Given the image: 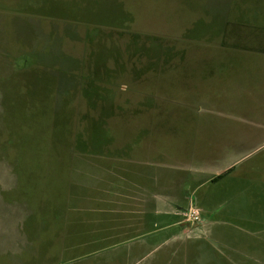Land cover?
I'll return each mask as SVG.
<instances>
[{
    "label": "rangeland",
    "instance_id": "rangeland-1",
    "mask_svg": "<svg viewBox=\"0 0 264 264\" xmlns=\"http://www.w3.org/2000/svg\"><path fill=\"white\" fill-rule=\"evenodd\" d=\"M24 1L0 0V171L14 195L54 178L90 203L102 163L153 152L202 179L214 235L190 264H264V43L243 25L264 24L245 14L264 0H59L53 79L15 45L35 34Z\"/></svg>",
    "mask_w": 264,
    "mask_h": 264
},
{
    "label": "crops",
    "instance_id": "crops-1",
    "mask_svg": "<svg viewBox=\"0 0 264 264\" xmlns=\"http://www.w3.org/2000/svg\"><path fill=\"white\" fill-rule=\"evenodd\" d=\"M60 1L25 0L26 29L35 34L15 44L52 79L59 70L54 12ZM255 9L245 14L264 16V9ZM251 20L243 23L246 37L264 43V24ZM250 29L261 34L250 36ZM139 153L134 162L122 156L102 163L101 192L84 204L73 200L69 185L63 193L54 178L34 195L17 197L12 170L0 171V264H190L198 242L213 241L215 227L205 216L194 224L186 219L190 208L208 203L199 194L200 174L177 160Z\"/></svg>",
    "mask_w": 264,
    "mask_h": 264
},
{
    "label": "built area",
    "instance_id": "built-area-1",
    "mask_svg": "<svg viewBox=\"0 0 264 264\" xmlns=\"http://www.w3.org/2000/svg\"><path fill=\"white\" fill-rule=\"evenodd\" d=\"M186 219L193 223H198L200 222L201 217L197 209L190 208L186 213Z\"/></svg>",
    "mask_w": 264,
    "mask_h": 264
}]
</instances>
